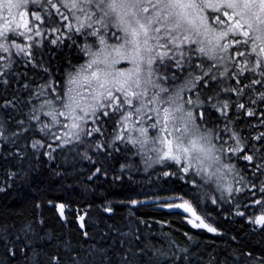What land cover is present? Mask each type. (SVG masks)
Wrapping results in <instances>:
<instances>
[{"label": "snow or ice", "instance_id": "1", "mask_svg": "<svg viewBox=\"0 0 264 264\" xmlns=\"http://www.w3.org/2000/svg\"><path fill=\"white\" fill-rule=\"evenodd\" d=\"M12 192L0 264H264V0H0Z\"/></svg>", "mask_w": 264, "mask_h": 264}, {"label": "trees", "instance_id": "2", "mask_svg": "<svg viewBox=\"0 0 264 264\" xmlns=\"http://www.w3.org/2000/svg\"><path fill=\"white\" fill-rule=\"evenodd\" d=\"M53 195H56V193H53ZM17 196V192H12L9 194L8 197H4L3 194H0V202H5V203H8L9 205H13L14 203L18 202V201H15L13 198ZM49 215H51V213H49ZM177 227H183L184 230H190L191 229V226L190 225H186V224H183L182 221H177ZM192 231H196L194 229H192ZM207 237H210L211 234H206Z\"/></svg>", "mask_w": 264, "mask_h": 264}]
</instances>
